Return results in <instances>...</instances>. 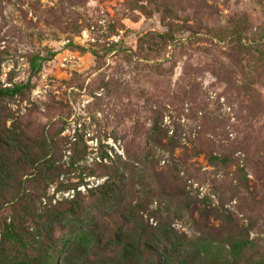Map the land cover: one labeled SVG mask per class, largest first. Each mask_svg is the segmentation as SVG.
Wrapping results in <instances>:
<instances>
[{"label":"rangeland","instance_id":"rangeland-1","mask_svg":"<svg viewBox=\"0 0 264 264\" xmlns=\"http://www.w3.org/2000/svg\"><path fill=\"white\" fill-rule=\"evenodd\" d=\"M135 1L0 0V83L26 82L30 56L55 52L32 77V90L5 101L3 108L23 114L35 103L38 111L32 114L40 123L66 119L62 135L72 138L79 130L93 150L86 164L96 158L99 139L111 156L117 153L125 159L126 146L130 155L135 152L143 160L139 150L147 149L146 142L153 137L152 110H157L162 132L156 141L164 149L155 148L148 157L154 170L146 160L139 163L144 166L136 167L149 180L153 173L160 175L171 209L189 203L173 226L191 234L198 221L214 232L213 227L220 224L214 212L205 213L201 221L200 210L207 200L216 210L229 209L240 230L253 224L248 235L264 249V75L249 68L254 58L250 50L240 52L204 35L245 15L255 31L264 25V0H163L178 11L182 28L175 36L180 40L150 54L140 52L139 39L151 32L165 33L167 27L157 13L148 17L134 10ZM101 14L118 41L94 46L79 42V30ZM192 31L201 33L190 38ZM112 44L118 46L106 55L101 53ZM93 51L102 57H95ZM161 58L162 62L155 61ZM246 72L256 80L249 95L243 86H247ZM170 137H174L172 145ZM27 171L22 169L20 175ZM67 178L68 174L60 179L65 182ZM104 179L90 177L87 182L95 186ZM72 195L68 191L55 198ZM157 201L158 196L152 198L148 208L154 210ZM0 214L2 218L7 211ZM107 220L109 226L111 219ZM154 223L151 219L150 224Z\"/></svg>","mask_w":264,"mask_h":264},{"label":"trees","instance_id":"trees-1","mask_svg":"<svg viewBox=\"0 0 264 264\" xmlns=\"http://www.w3.org/2000/svg\"><path fill=\"white\" fill-rule=\"evenodd\" d=\"M132 7L148 17L157 13L167 27L165 33L151 32L142 36L140 52H162L180 40L175 33L182 24L172 4L163 0H136ZM246 16L233 17L229 25L213 28L204 35L240 52L251 51L250 56L254 58L248 62L249 68L264 75V25L254 31V25ZM200 33L192 31L190 38ZM117 46H105L101 53L106 55ZM92 54L102 57L96 51ZM54 55L52 51L47 55L33 53L28 61L30 73L26 82L0 83V212L7 211L2 218L0 214V264H264V249L257 238L248 235L253 224L245 231L240 230L238 221L223 206L216 210L206 200L200 210L201 221L209 212L220 219V224L213 227L214 232L198 221L197 230H192L191 234L173 226V221L182 217L180 210L186 209L189 203L185 208L171 209L160 175L153 173L149 180L144 170L136 167L137 164L144 166L139 163L146 160L147 167L154 170L152 159L148 157L153 149H164L156 141L162 132L157 110H152L153 137L147 140V149L139 150L144 155L143 160L137 158L135 152L130 155V148L126 146L125 159L117 153L111 156L107 145L99 139L96 158L90 164L86 163L93 150L83 134L77 130L72 138L62 135L66 119L51 118L40 123L38 116L32 114L38 111L35 103L27 113L7 112L3 103L21 98L32 90V77ZM146 61L152 59L146 58ZM155 61L160 63L162 58ZM246 75L247 86H243L247 87L249 95L250 86L256 80L252 73L246 72ZM173 140L174 137H170V145ZM211 158L226 161L219 156ZM22 169L28 171L20 175ZM172 169L177 175L176 168ZM66 174L69 178L64 182L60 178ZM90 177L105 179L89 186ZM51 185H54L52 193L49 192ZM68 191H73L71 197L55 198L58 193ZM156 196L159 201L151 210L148 204ZM169 199L174 197L169 196ZM107 203L115 206L108 207ZM107 219H111L109 226ZM151 219L154 224H150ZM254 255L257 258L254 259Z\"/></svg>","mask_w":264,"mask_h":264},{"label":"built area","instance_id":"built-area-1","mask_svg":"<svg viewBox=\"0 0 264 264\" xmlns=\"http://www.w3.org/2000/svg\"><path fill=\"white\" fill-rule=\"evenodd\" d=\"M109 29L110 22L101 14L94 21L89 22L77 38L79 42L87 46H94L97 42H103L105 40L110 43H116L118 41L117 35L110 34Z\"/></svg>","mask_w":264,"mask_h":264}]
</instances>
